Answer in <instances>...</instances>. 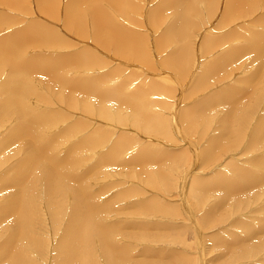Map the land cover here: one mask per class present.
<instances>
[{
    "label": "rangeland",
    "instance_id": "rangeland-1",
    "mask_svg": "<svg viewBox=\"0 0 264 264\" xmlns=\"http://www.w3.org/2000/svg\"><path fill=\"white\" fill-rule=\"evenodd\" d=\"M47 1L0 0V39L44 28L57 41L45 36L46 41L30 42L21 48L23 60L57 61L61 68L79 57L83 63L67 66L64 76L81 87L113 92L112 100H99L81 87L70 91L36 71L26 79L34 90L26 98L31 112L46 122L40 139L51 142L57 158H75L74 171L68 172L85 183L94 207L100 206L93 214L100 216L102 227L95 229L107 228L113 236V250L122 258L119 264H264V182L250 183L251 188L249 182L238 180L243 189L232 184L229 197L224 191L229 186L223 190L213 185L219 179H235L237 169L262 171L258 166L264 158V139L257 142L256 130L264 119V58L259 61L258 51L248 50L245 41L251 42L252 34L264 36V0L253 1L252 8L245 6L244 13L228 19V0H79V28L69 11L77 0ZM175 1L185 6L177 10ZM98 10L108 33L98 36L104 42L96 38L91 23ZM126 40V47L117 45ZM226 53L229 56H223ZM10 71L7 65L0 68V207L12 196L25 202L20 207L25 233L13 243L14 255L31 258L30 264H59L65 256L60 249L68 238L74 197L65 196L64 186L53 200L46 196L44 181L38 179L41 171L46 173V163L37 164L19 186L11 183L15 167L28 161L34 140L19 133L12 137L23 123L20 105H12L10 111L3 107ZM227 112L233 118L231 127L224 126ZM26 122L28 127L30 121ZM31 174L35 181L28 180ZM193 180L208 182L207 188L204 184L196 194ZM72 185L76 188L77 182ZM14 216L5 214L0 220V245L19 230L14 229ZM81 223L83 246L70 264L87 262L85 253L93 264H108L96 231ZM248 225L256 231L253 236L245 233ZM5 261L0 263L7 264L8 258Z\"/></svg>",
    "mask_w": 264,
    "mask_h": 264
},
{
    "label": "bare ground",
    "instance_id": "bare-ground-1",
    "mask_svg": "<svg viewBox=\"0 0 264 264\" xmlns=\"http://www.w3.org/2000/svg\"><path fill=\"white\" fill-rule=\"evenodd\" d=\"M9 2H12L13 0H7ZM38 1V0H37ZM44 2L47 1V0H43ZM78 1L74 3V6L75 7H69V11H71V21L74 25L78 26L79 27H82V22H83V17H80L79 14L75 11H80L79 7L77 6L78 5ZM116 1H119V0H115ZM168 1V0H167ZM172 1V0H171ZM169 0V3L171 2ZM253 1H256V0H228L227 1V6L224 10V15L226 17V19L228 18H231V16L233 17H237L239 15V12L242 10V13L243 12V9H245V6H246V9L247 8H250L251 5L253 4L252 2ZM41 2V1H40ZM48 2V1H47ZM54 2V1H53ZM52 2V3H53ZM57 2V1H56ZM80 3V2H79ZM88 3V2H87ZM92 3L94 4V1L92 0ZM167 3V2H166ZM165 3V4H166ZM42 4V7L44 6L45 3H41ZM56 4V3H55ZM55 4H52L55 5ZM71 4V3H70ZM120 4V2H119ZM128 4V3H127ZM172 4V3H171ZM174 5H172L173 7H177V10L178 9H182L184 6H185V3H177L176 1L173 2ZM214 4V3H213ZM256 4V3H255ZM122 5V4H120ZM168 4H166L167 6ZM183 5V7H182ZM71 6V5H70ZM73 6V5H72ZM87 6V5H86ZM241 6V7H240ZM240 7V8H239ZM98 8V7H97ZM252 8V7H251ZM257 8V7H256ZM239 9V10H238ZM101 10V9H100ZM186 10V9H185ZM44 11V9H43ZM94 11V10H93ZM220 11V10H219ZM89 12V11H87ZM102 12H98L95 13V15L93 16V18H91L92 20V24H93V29H94V33L96 35V38H99V40H101V42L105 41V40H102L101 37H98L99 35H104L107 33V30L104 28V26H102V22L101 21H105L104 20V17L101 16ZM241 13V12H240ZM185 14V12H184ZM62 15V14H61ZM92 15V14H91ZM181 15H182V12H181ZM179 16H180V13H179ZM248 16V15H247ZM152 17V16H151ZM187 17V16H186ZM242 17V16H241ZM67 19V18H66ZM177 19H180V18H177ZM70 20V19H69ZM188 20V19H187ZM219 20V19H218ZM241 20V19H239ZM88 21V20H87ZM86 21V23H87ZM190 21V20H189ZM220 21V20H219ZM264 21V20H262ZM67 22V21H66ZM226 22V21H225ZM232 22V21H231ZM259 22V21H258ZM217 23V22H216ZM222 23V22H221ZM227 23V22H226ZM66 24H70V26H73L69 21L66 23ZM258 24V23H257ZM1 25V24H0ZM190 25V23H189ZM259 25L261 26L262 24H260L259 22ZM264 25V24H263ZM31 26V25H30ZM109 26V25H108ZM111 26V25H110ZM188 26V25H187ZM259 27V26H258ZM65 28V27H64ZM178 28V27H177ZM238 28V27H237ZM115 29V28H114ZM195 29V28H194ZM196 30V29H195ZM236 30V29H235ZM234 30V31H235ZM82 31V30H81ZM188 31V30H187ZM21 32V31H20ZM46 32L47 30H45L44 28H39V29H34L33 30V27H32V30L31 28H29L28 30L26 31H23L21 33H17L16 35L12 36V37H9V38H4V39H0V68H2L3 66L7 65V67H9L11 69L10 71V76H9V79L7 78V86L5 88H7V91H8V94L7 96L5 97V100L3 102V107H6L9 109L10 111V107L12 105H17L15 107H19L18 105L21 106V113H20V120L21 122L23 123V125H20V129L18 128L17 129V132L15 134H12V137L13 136H16V135H19V134H24L26 137L28 138H31L34 143V149H30L31 153L30 155L28 156V161H22L18 164L17 167H15V172H14V175L13 177H11V183L12 184H16L17 186H19L22 181L24 180V178L26 177L27 173L29 171H32L35 170L37 164L39 163H46L49 164V167L48 169L45 168V171L46 173L45 174H42V171L40 173V177L38 179H42L44 181V184L42 185V187L44 186L45 189H44V192L46 193V196H51V200H53V195L54 193L60 189L62 186H64V193H65V196H67L68 194L71 195V198L74 197L73 199V202H74V207L72 208V211L71 212V216H70V219L67 223V226H66V236L65 237H68L66 238V241L61 245V249L60 251L63 252L65 254V259H64V262L63 264H70L71 262H73V260L75 258H77L79 256V252L78 250H80L81 248V238H80V235L82 233L81 231V222H86L88 224V227L89 226H92L91 228H94V230L96 231L95 227L99 226V227H102L99 225V218L100 216L98 215H95L93 214L94 211H100V206L99 207H94V204H93V199L91 200V198L93 196H91V198H89L86 194V187H85V183L84 182H78L77 180V177H74L72 174H70L68 172V170L70 171H74L73 169V164L75 163V158H70V155L67 156L66 158L64 159H59L56 157L55 153H54V150H53V145L51 144L50 141L48 142H45L43 141V139L40 137H43L42 135V130L44 129V126H45V121L40 117V114L38 113H33L31 112V109H30V104L26 101V98L29 96V95H33L34 94V90L32 88V85H27V76H29L30 74H32L34 71H36V73H40L41 74H44L46 75L47 77H50L52 79H54L53 82L57 81L59 85H61L62 87H67L69 88L70 91H79V87H81L79 84L77 83H74L70 80H68L67 77L64 76V73L67 69V66H72V65H75V64H82L83 63V59H80L79 57H76V58H73V59H69L68 61H66V64H63L61 66V68H57L56 67V63H49V62H44V63H41L40 61H28V60H23L22 59V56H21V48L24 47V46H27V44H29L30 42H41V41H46V37L50 38L48 40H52V41H57L55 40V36L54 35H46ZM176 32H178L176 30ZM190 32V31H189ZM237 32H238V29H237ZM49 33V31H48ZM168 38L171 37V32L168 31ZM233 33V31H232ZM236 33V32H234ZM241 33V32H240ZM254 33V32H253ZM108 34V33H107ZM178 34V33H176ZM183 34V32L181 33V35ZM238 34V33H237ZM244 34V33H243ZM51 35V36H50ZM236 35V34H235ZM245 35V34H244ZM57 36V35H56ZM124 36V35H123ZM249 36V35H247ZM183 37V36H182ZM188 37V36H187ZM246 37V36H245ZM259 35H256V34H252L251 35V42L250 39L247 41H245L247 44V48L248 50H253L255 52H257V54H259V57L261 61L262 58H264L263 56V53H264V36H260L259 38ZM45 38V39H44ZM208 38V37H207ZM213 38V37H212ZM242 38V37H241ZM244 38V37H243ZM188 40V39H187ZM190 40V39H189ZM190 43V42H189ZM205 43L206 45H208L207 43V40H205ZM215 43V41L213 42ZM129 44V41L126 40V41H118L117 42V45L118 46H124L126 47V45ZM242 44V43H241ZM187 45V44H186ZM205 45V46H206ZM243 45V44H242ZM212 47V45H210ZM240 46V45H239ZM238 46L239 48V51L242 50L240 49V47ZM245 46V44H244ZM116 47V46H115ZM136 48L140 49L141 46L140 44L136 45L135 46ZM148 48V47H147ZM151 48V47H150ZM187 49V47H185ZM185 48H184V51H185ZM209 48V46H208ZM237 48V50H238ZM118 49V48H117ZM190 49V47H189ZM204 50V49H203ZM246 50V49H244ZM188 52V50H186ZM206 51V50H204ZM238 51V52H239ZM241 54H242V51H240ZM239 54V53H238ZM256 54V56H257ZM228 55V53L224 54L223 56H226ZM229 56V55H228ZM244 56V55H243ZM263 56V57H262ZM50 57V56H49ZM174 57V56H173ZM187 57V56H186ZM235 57V56H233ZM232 57V58H233ZM254 57V56H253ZM31 58V57H30ZM80 59V62L77 61V59ZM134 58V57H133ZM180 58V57H178ZM255 58V57H254ZM35 59V58H34ZM218 59V58H217ZM220 59V58H219ZM257 59V58H256ZM181 60V59H179ZM227 60V59H226ZM234 60V59H233ZM263 60V59H262ZM235 61V60H234ZM186 62V61H185ZM215 62V61H214ZM49 63V64H48ZM60 63V62H59ZM178 61L175 63L177 64ZM217 63V62H215ZM221 63V62H219ZM223 63V62H222ZM221 63V64H222ZM264 64V60L262 62ZM174 64V65H175ZM185 64V63H184ZM220 64V65H221ZM178 65V64H177ZM215 65V64H214ZM256 65V64H255ZM225 66V65H224ZM261 66V65H260ZM218 67V66H217ZM178 68V66H177ZM213 68H215V66H213ZM260 68V67H259ZM212 69V68H211ZM263 69V68H262ZM206 70V69H205ZM210 70V69H209ZM213 70V69H212ZM256 70V69H255ZM258 70V69H257ZM181 71V70H180ZM208 71V70H206ZM214 71V70H213ZM254 71V70H253ZM171 72V71H170ZM210 72V71H209ZM208 72V73H209ZM216 72V71H214ZM35 73V72H34ZM211 73V72H210ZM213 73V72H212ZM251 73V72H250ZM255 73V71H254ZM261 74V73H260ZM43 75V76H44ZM99 76V75H98ZM204 76H205V73H204ZM211 76V75H210ZM93 78V77H92ZM99 78V77H98ZM255 78V76H254ZM27 79V80H26ZM83 79V78H82ZM80 79V80H82ZM86 79V77H85ZM211 79V78H209ZM88 80V78H87ZM208 80V79H207ZM261 80V79H260ZM90 81V80H88ZM250 81V80H249ZM154 82V81H153ZM203 82V81H202ZM253 82V81H252ZM241 83V81H240ZM239 83V84H240ZM246 83V82H245ZM248 83V82H247ZM246 83V84H247ZM5 84V85H6ZM249 84V83H248ZM250 85V84H249ZM232 87V86H231ZM230 87V88H231ZM250 87V86H249ZM85 92L86 94L88 95H92V96H96L99 98V100L101 99H105L106 101H110L112 100L113 98V92L110 91H105V90H101L100 87H97V88H94V89H90L86 86L84 87H81ZM4 89V88H3ZM235 89V88H234ZM224 90V89H223ZM220 94L217 93V95ZM234 94V93H233ZM237 94V93H236ZM2 95V93H1ZM5 95V94H4ZM216 95V97H218ZM222 95V94H221ZM228 95V94H227ZM230 96V95H229ZM233 97H237L236 96H233ZM249 97V96H248ZM259 95L257 94V98L258 99ZM67 98L69 101V103L71 104V96L67 95ZM28 99V98H27ZM214 99L216 98H213V101ZM227 99V97H224V100ZM212 100V99H211ZM223 100V99H222ZM223 100V101H224ZM228 100H230L228 98ZM253 100V99H252ZM212 101V102H213ZM221 101V100H220ZM219 101V102H220ZM123 104L126 102L127 104L129 105H135L137 107V109H141L143 112H145L146 110L143 109V106H137L135 104V102H133V100H124V101H121ZM252 102V101H251ZM214 103V102H213ZM218 103V102H216ZM220 104V103H219ZM224 104V103H223ZM139 105V104H138ZM101 106V105H100ZM170 106V105H169ZM206 106V105H204ZM232 106V105H231ZM230 106V107H231ZM246 106V105H245ZM102 107V106H101ZM233 107V106H232ZM231 107V108H232ZM18 110V109H17ZM86 110V109H85ZM102 110V109H101ZM5 111V110H4ZM9 111L7 112H4L5 114L8 113ZM106 111V110H105ZM140 111V110H139ZM3 112V111H2ZM107 112V111H106ZM193 110H191L190 113H192ZM1 113V112H0ZM101 113H103L101 111ZM156 114V113H155ZM189 115V112L187 113ZM101 115V114H100ZM104 115V114H102ZM101 115V116H102ZM194 114H192L193 116ZM157 116V115H156ZM187 116V115H186ZM224 116V115H223ZM112 117V115H111ZM188 117V116H187ZM226 117V119H225ZM224 117L225 119V122H224V126L225 127H228L232 124V121H233V118L231 116V112H227L226 116ZM105 118V117H104ZM155 118V117H154ZM223 118V117H222ZM221 118V119H222ZM119 119V118H118ZM263 119V118H262ZM27 121H30V125L27 127ZM238 120V119H237ZM240 120V119H239ZM241 121V120H240ZM235 122V120H234ZM164 122L162 121L161 122V125L163 124ZM184 123V121H183ZM236 123V122H235ZM234 123V124H235ZM237 124V123H236ZM164 126V125H163ZM231 127V126H230ZM233 129V128H232ZM239 129V128H238ZM21 132V133H20ZM19 133V134H18ZM101 133V132H100ZM58 135V134H57ZM105 137V136H104ZM256 137H257V142L264 139V119L263 121L261 122V125L258 126L257 130H256ZM255 137V138H256ZM121 138V137H120ZM262 138V139H261ZM122 139V138H121ZM98 140V139H97ZM214 140V138H213ZM255 141V140H254ZM25 142V141H24ZM29 143V142H28ZM81 143V142H80ZM212 143V142H211ZM83 144V143H82ZM81 144V145H82ZM209 144V143H208ZM258 144V143H256ZM23 145V144H22ZM26 145V144H25ZM62 145V144H61ZM80 145V146H81ZM84 145V144H83ZM86 145V144H85ZM84 145V146H85ZM207 145V144H206ZM213 145V144H212ZM100 146V145H99ZM25 147V146H24ZM22 147V148H24ZM206 147V146H205ZM98 148V147H97ZM123 148V147H122ZM209 150H210V147H208ZM27 149V148H25ZM207 149V148H206ZM29 151V152H30ZM141 151V150H140ZM27 152V151H26ZM145 152V151H144ZM161 152V151H160ZM191 152V151H190ZM142 153V152H141ZM74 154V153H73ZM25 155V154H24ZM106 156V155H105ZM109 156H112L109 155ZM140 156V155H139ZM142 156V155H141ZM149 156V155H147ZM174 156V155H173ZM72 157V156H71ZM262 157V156H261ZM111 158V157H109ZM108 158V159H109ZM205 158V157H204ZM210 158V157H209ZM25 159V158H24ZM112 159V158H111ZM132 159V158H131ZM262 159V158H261ZM113 160V159H112ZM136 160V159H135ZM208 160V158H207ZM257 160V159H256ZM101 161V160H100ZM129 161V160H128ZM142 161V160H141ZM206 161V160H205ZM131 162V160H130ZM105 163V162H104ZM139 163V162H138ZM100 164V162H99ZM164 164V163H163ZM27 165L26 168H24L25 166ZM102 165V164H101ZM48 166V165H47ZM121 166V165H120ZM126 166V165H125ZM253 166V165H252ZM73 170H72V169ZM258 168H260V170L262 169L261 173L259 172H245V171H242V170H239L237 169L236 172L238 173L236 175V178L235 179H232L231 181H228V182H225V181H221L219 179V182L217 183H213V185L216 187H220L224 190L225 187H228L229 188H226L225 193L227 197H229L228 193L230 192V190L233 188L230 189L231 185L236 183L238 180H245L247 182H249V186L252 188V184L253 185H259L260 183H263L264 182V158H263V161L260 160V163H259V166ZM40 169V168H39ZM47 169V170H46ZM160 170V169H159ZM175 170V169H174ZM221 173V172H220ZM35 174V173H34ZM38 174V173H37ZM198 177V176H197ZM203 179V178H202ZM209 179V178H208ZM4 180V179H3ZM28 180H34L35 181V178L32 176V174L30 175V178ZM71 180V181H70ZM201 180V179H200ZM200 180H193V181H197L193 182V191L197 194V193H200L201 192V189L203 188V185L205 184L206 185V188H207V183L205 181L204 184L203 181L202 183L199 182ZM33 181V182H34ZM215 181V180H214ZM32 182V183H33ZM74 184V182H77V187L74 188L72 183ZM43 183V182H42ZM252 183V184H250ZM76 184V183H75ZM239 186V189L241 188V190L243 189L242 185H240V183L237 182V184ZM233 186V185H232ZM245 186V185H243ZM215 187V188H216ZM217 187V188H218ZM247 187V186H246ZM30 188V187H29ZM101 188V187H100ZM205 188V187H204ZM203 188V189H204ZM245 188V187H244ZM24 189V188H23ZM236 191L237 188H235ZM247 189V188H246ZM206 190V189H205ZM232 190H231V193H232ZM27 191V190H26ZM59 191V190H58ZM133 191V190H132ZM24 193V192H23ZM114 193V192H113ZM29 194V193H28ZM56 196V195H55ZM83 196V197H82ZM10 197H8V200H6L5 202V207H0V220L2 217L5 216V214H10V213H15V216H14V229L17 230L14 232V234H9L10 236H8V239H6L3 244L0 245V262L4 259H7L8 258V262L7 264H30L31 263V258L30 259H25L23 260L22 258H20L19 256H16L13 254L12 252V249L14 248V245L13 243H15V241L17 240V238L20 236V235H23L25 232L24 231V228H25V225H26V220L24 218V214L23 213V210L24 209H21L20 207H23L25 206V202L22 200L19 202V198H13L12 196V199H9ZM225 198V197H224ZM56 199V198H55ZM54 199V200H55ZM62 199L63 197L61 198V202H59V206L58 208L60 209V207H62ZM57 200V199H56ZM55 200V201H56ZM33 201V200H32ZM31 201V202H32ZM131 203V202H130ZM54 204V202H53ZM32 206V205H31ZM53 206V205H52ZM34 207V206H33ZM122 208V207H121ZM264 208V207H263ZM31 209V207H30ZM29 209V210H30ZM110 213V212H109ZM183 215V214H182ZM102 216V215H101ZM4 219V218H2ZM99 220V221H98ZM102 222V221H101ZM132 223V222H131ZM96 224V225H95ZM133 224V223H132ZM247 224V223H246ZM264 224V222H263ZM130 225V224H129ZM245 225V224H244ZM13 227V225H11ZM23 226V227H22ZM22 227V228H21ZM87 227V228H88ZM134 227V226H132ZM260 227H258L259 229ZM27 229V228H26ZM89 229V228H88ZM257 229V228H256ZM261 229V228H260ZM92 229H90L89 231H94ZM178 230V229H177ZM5 231V230H4ZM94 231V232H95ZM262 231V230H261ZM256 232L254 230V228L250 227V225L248 226H245V233L249 236H253V233ZM262 233V232H261ZM264 233V232H263ZM7 234V233H6ZM50 235V234H49ZM83 235V234H82ZM95 236H98L99 239L101 240V242L105 245V250H106V257H107V263L108 264H119V261L122 260L121 257L118 256V254L115 252V250H113V243H112V237H111V234L110 232L108 231V229L106 228V230H103V231H96V235ZM73 237L75 238V241L74 242H71V240L73 239ZM83 237H85L83 235ZM89 238V237H88ZM219 238V237H218ZM247 238V236H246ZM91 239V238H90ZM220 239V238H219ZM61 241V240H60ZM218 241V240H217ZM238 241V240H237ZM241 242V241H239ZM238 242V243H239ZM20 242H18L19 244ZM34 243V242H33ZM236 243V242H235ZM240 244V243H239ZM219 245V244H218ZM83 246V245H82ZM115 247V246H114ZM227 247V246H226ZM225 247V248H226ZM223 249V248H222ZM246 249V248H245ZM229 250V249H228ZM242 252V251H241ZM248 252V251H247ZM252 252V251H250ZM62 253V254H63ZM26 254V253H25ZM243 256V255H242ZM62 257V259H63ZM85 257L88 259L87 262H81V264H93L91 261V257L85 253ZM125 258V257H124ZM62 259H60V262L59 264H61L62 262ZM6 262V261H5ZM55 262V261H54ZM4 263V262H3ZM1 264V263H0Z\"/></svg>",
    "mask_w": 264,
    "mask_h": 264
}]
</instances>
